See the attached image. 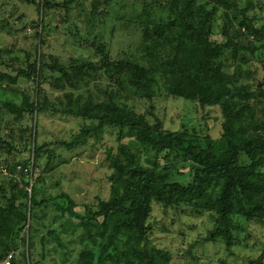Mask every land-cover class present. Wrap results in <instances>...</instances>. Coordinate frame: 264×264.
Returning <instances> with one entry per match:
<instances>
[{"label": "trees", "instance_id": "1", "mask_svg": "<svg viewBox=\"0 0 264 264\" xmlns=\"http://www.w3.org/2000/svg\"><path fill=\"white\" fill-rule=\"evenodd\" d=\"M240 1L168 0L165 15L153 19L151 7H144L134 22H125H132L140 33L146 66L134 59L111 60L102 51L100 62L73 65L68 72L56 61L46 62L41 30L35 59L31 61L34 56L28 54L23 62L27 66L14 69L12 74L1 68L10 69L14 59L7 60L8 51L0 48V84H7L8 89L20 78L34 79L38 86L46 69L59 75L55 79L59 87L67 84L77 88L80 83L88 85L105 77L110 87L118 89L106 91L105 100L97 103L91 99L81 101L79 96L72 99L70 95L61 110L85 123L69 142L62 143L65 149L83 146L89 138L100 141L108 129L117 131L118 142L116 153L107 156L112 169L109 199L83 214L75 211L76 205L67 195L68 206H58L62 215L69 213L62 224L64 230L79 235L80 250L74 264H170L171 254L154 247L149 238L154 203L164 208L182 207L185 213L208 214L213 227L206 241H221L228 251L242 245L240 233L249 234V224L264 226V78L261 87L256 81L257 71L245 67L259 55L264 70V24L256 32L250 22H256L257 16H248L256 7L263 11L264 0H243V6ZM40 6L42 28L44 8L53 6L47 0H42ZM219 10L225 11L227 24L221 29L223 43L212 40ZM231 11L232 16L228 14ZM245 34H251L254 41L243 43ZM229 59L235 64L231 73L225 70ZM159 80L165 82L164 90L172 98L195 102L202 111L218 108L223 118L221 136L208 137L207 126L201 124L198 132L176 133L117 103L125 85L134 89L136 96L152 100L158 93ZM3 106L16 118L49 110L44 96L31 102L25 95L20 105L6 102ZM36 126L37 117L34 140ZM33 145L32 170L46 149V144ZM160 159L166 162L164 167ZM176 162L189 164L187 183L172 178ZM18 166L25 169L30 164L6 168L5 172L29 177L23 170L18 171ZM28 189V181L14 180L7 196L0 186L4 201L0 205V264L18 250L25 230V255L30 264V249L39 237L38 224L33 220L39 205L34 202L33 185L31 191ZM53 234L48 232L47 237ZM45 240L40 237L42 245Z\"/></svg>", "mask_w": 264, "mask_h": 264}, {"label": "rangeland", "instance_id": "2", "mask_svg": "<svg viewBox=\"0 0 264 264\" xmlns=\"http://www.w3.org/2000/svg\"><path fill=\"white\" fill-rule=\"evenodd\" d=\"M167 1L47 0L53 7L44 8L42 29L39 23L43 10L41 6L38 7L42 0H0V48L8 51L7 60L14 59L10 69H1L15 74L14 69L27 66L23 62L28 54L34 56L31 59L33 61L39 49L38 32L41 30L46 62L50 64L56 61L68 72L73 65L100 62L104 57L102 51L111 60L134 59L146 66L140 33L132 22L146 6L152 9V19L164 16ZM240 4L243 6L244 1L241 0ZM233 13L228 12L230 16ZM224 14V10H219L213 23L212 40L220 43L224 41L221 29L227 27ZM250 15L257 16L253 27L258 30L264 24V10L260 11L256 7L248 12ZM127 19L132 22H125ZM252 41L254 37L251 34H245L242 40L243 43ZM262 59V56L257 55L245 66L257 71L256 81L261 87L264 78ZM234 66V61L229 59L225 70L231 73ZM58 76L46 69L38 86L34 79L24 78H20L9 89L7 84H0V186L8 196L14 180L28 181L29 185L32 180L34 202L39 205L35 209L37 216L33 218L38 224L36 229L39 230V237L30 249V264H74L80 250L79 235L71 229L64 230L62 224L68 220L69 213L62 215L58 206L66 208L70 198L76 205L75 211L83 214L87 208L97 209L101 200H108L112 169L107 156L110 152L116 153L118 146L117 131L108 129L100 141L89 138L85 145L74 150L63 147L62 143L69 142L71 136L85 125L82 119L61 113L69 96L72 99L79 96L81 101L91 99L97 103L105 100L106 91L116 92L118 89L113 85L110 87L105 77L88 85L80 83L77 88L67 84L59 87L55 83ZM158 88L156 96L147 100L136 96L134 89L125 85L117 97V103L145 116L150 123L160 122L165 129L176 133L198 132L201 124L207 126L205 132L208 137L218 139L221 136L223 118L218 108L202 111L197 109L195 102L172 98L166 94L165 82L162 80H159ZM25 95L29 96L31 102L46 97L49 110L37 116L26 113L16 118L4 109L6 102L20 105ZM33 143L37 146L46 144V149L35 163L33 175L28 177L18 172L11 175L6 173V168L10 170L16 165L34 161ZM141 161L148 166L143 157ZM159 163L161 166L166 164L163 159ZM172 178L187 183L190 179L189 164L176 162ZM41 203H45V206ZM0 205H4L1 193ZM149 226V238L153 246L171 254L170 264H250L252 261L264 264V226L255 223L247 226L249 234L240 233L242 245L230 251L221 241H206L213 227L208 214L185 213L182 207L164 208L154 203ZM52 231L54 234L47 237L48 232ZM40 237H45L44 245ZM26 238L27 230L20 236L18 250L10 253L13 256L11 264H29L25 255Z\"/></svg>", "mask_w": 264, "mask_h": 264}, {"label": "built area", "instance_id": "3", "mask_svg": "<svg viewBox=\"0 0 264 264\" xmlns=\"http://www.w3.org/2000/svg\"><path fill=\"white\" fill-rule=\"evenodd\" d=\"M29 164H30V167L25 168V169H22V166H18V167H17V170H18V171H22V170H23L25 173H28L29 176H30V175H33L32 161H30ZM31 182H32V180H31ZM31 182H30L29 189H28L29 191H31V188H32V183H31ZM12 258H13L12 254H9V255L6 257L4 264H11V259H12Z\"/></svg>", "mask_w": 264, "mask_h": 264}, {"label": "water", "instance_id": "4", "mask_svg": "<svg viewBox=\"0 0 264 264\" xmlns=\"http://www.w3.org/2000/svg\"><path fill=\"white\" fill-rule=\"evenodd\" d=\"M250 24H251V27L254 29L252 22H250ZM255 31L257 32V30H256V29H255Z\"/></svg>", "mask_w": 264, "mask_h": 264}]
</instances>
